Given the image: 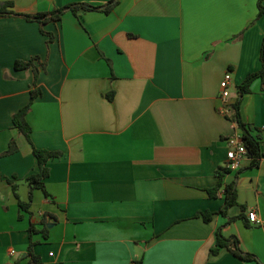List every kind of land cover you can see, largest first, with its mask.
<instances>
[{"label": "crops", "instance_id": "obj_1", "mask_svg": "<svg viewBox=\"0 0 264 264\" xmlns=\"http://www.w3.org/2000/svg\"><path fill=\"white\" fill-rule=\"evenodd\" d=\"M110 0H0L8 11L37 14L72 3ZM259 0H119L109 14L66 13L44 28L0 17V264H258L224 248L236 237L264 264V83L241 102L243 121L260 138L258 168H225L228 119L237 87L262 69L264 15ZM48 57L43 95L27 116L30 142L13 116L31 100L32 69L17 62ZM232 76L230 96L221 82ZM233 89L236 91L232 94ZM112 95V100L108 95ZM11 141L16 150L6 155ZM49 161L45 191L30 196L39 172L33 149ZM236 180L238 204L220 213ZM12 183L16 184V192ZM20 203L29 204L27 210ZM255 211L260 224L248 213ZM204 213H212L206 223ZM34 225L37 232L30 235ZM13 253L11 254V252Z\"/></svg>", "mask_w": 264, "mask_h": 264}, {"label": "trees", "instance_id": "obj_2", "mask_svg": "<svg viewBox=\"0 0 264 264\" xmlns=\"http://www.w3.org/2000/svg\"><path fill=\"white\" fill-rule=\"evenodd\" d=\"M119 0H110L104 6L98 7L93 6L87 3H72L62 8L54 9L50 12L44 13H37V14H25V13H17L15 11H8V8L13 7L12 3L0 4V17H19L23 18L29 22H35L40 25L41 32L48 37L47 40V51L49 52L50 45L54 42V35L47 32L45 30V26L51 22L60 21L63 16L71 12L75 16H79L83 13L89 12H103L109 14L112 12L115 7L118 5ZM259 16L264 15V0H259ZM261 62H262V69L257 73H253L246 77L241 84L237 87L238 90V98L235 103L232 105L231 115L228 116V119L233 122L236 127L242 133V139L245 144L247 150V158L250 160V166L248 169L258 168L260 166L262 160V150H261V141L259 137H256L252 134V128L246 124L240 113V106L241 102L246 94L251 91V86L257 79H262L264 83V42L261 50ZM48 67V57L44 60L41 57L36 56L32 58L28 62H17L15 64L16 70H26L32 69L34 73V83L33 89L31 90V100L30 103L22 108L20 111L14 114L13 122L16 129H18L21 133L25 135V137L32 142L31 135L33 132L32 126L29 124L27 120V116L30 113L34 102L43 95L42 90L38 86L39 77L42 71H46ZM112 95H108V98L112 100ZM15 142L11 141L10 149L6 153V155L12 154L15 152ZM33 154L38 162L39 172L37 174H33L28 178V182L30 185V196L32 198V192L34 189H41L45 191V180L50 175V168H49V161L52 159H59L63 156L61 152H54L49 150H41L34 147ZM244 169L238 171V173L242 172ZM231 173L230 170L224 168L219 172V182L217 186L213 189H210L209 195L213 198L217 196L219 191L223 188V179L226 175ZM13 188L16 192L17 186L16 184L12 183ZM46 192V191H45ZM225 204L223 205L220 213L224 216H228V212L230 209L239 206L238 204V191H237V182L234 180L230 184H228L225 188ZM20 207L22 209L27 210L29 204L20 203ZM203 218L206 223L211 222L212 220V213H204L202 214ZM30 235L37 232V229L34 225H31L29 228ZM33 246L34 244L31 242L29 245V253L32 256V264H36L38 262V258L34 256L33 253ZM230 250L234 256L237 258L244 260V261H253L258 264H262L261 261L253 254L244 252L240 247V242L236 237L227 238L222 234V230L219 229L217 232V242L216 245L211 249V255L217 256L222 249Z\"/></svg>", "mask_w": 264, "mask_h": 264}, {"label": "built area", "instance_id": "obj_3", "mask_svg": "<svg viewBox=\"0 0 264 264\" xmlns=\"http://www.w3.org/2000/svg\"><path fill=\"white\" fill-rule=\"evenodd\" d=\"M232 76L230 73H227L224 79L221 82V90L223 99H227L230 96V87H231ZM228 153H227V162L225 168L238 172L243 168V163L247 159V150L243 142L242 136L236 134L231 136L228 139ZM249 221L254 224H260L258 215L255 211H250L248 213ZM13 251L11 252V254Z\"/></svg>", "mask_w": 264, "mask_h": 264}, {"label": "rangeland", "instance_id": "obj_4", "mask_svg": "<svg viewBox=\"0 0 264 264\" xmlns=\"http://www.w3.org/2000/svg\"><path fill=\"white\" fill-rule=\"evenodd\" d=\"M236 90L235 89H233V91H232V94L235 92Z\"/></svg>", "mask_w": 264, "mask_h": 264}]
</instances>
